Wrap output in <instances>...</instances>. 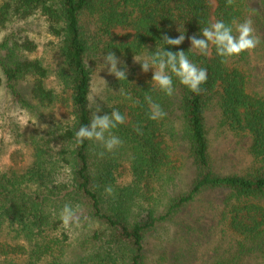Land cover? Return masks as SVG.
I'll use <instances>...</instances> for the list:
<instances>
[{"label":"trees","instance_id":"1","mask_svg":"<svg viewBox=\"0 0 264 264\" xmlns=\"http://www.w3.org/2000/svg\"><path fill=\"white\" fill-rule=\"evenodd\" d=\"M245 19L261 40L250 53L224 62L214 47L207 56L188 52V38L211 23ZM178 29L184 42L165 50H183L207 70L200 94L173 78L169 97L151 84L153 70L134 62L144 48L154 53L164 35L178 37ZM41 33L49 39L38 56L33 35ZM109 51L127 71V81L109 75L100 90L98 115L118 110L126 117L113 130L123 144L111 153L75 140L96 110L93 81ZM262 64L264 0H0V91L7 99L0 152L21 148V162L12 153L0 170V264H143L150 231L207 191L223 193L219 224L237 243L232 259L226 252L214 264H264V69L253 72ZM146 96L163 119L149 118ZM12 113L37 121L21 128ZM212 131L244 140L246 167L215 170ZM65 204L79 206L76 223L87 231L74 262L66 255L75 223L66 226L59 215Z\"/></svg>","mask_w":264,"mask_h":264},{"label":"rangeland","instance_id":"2","mask_svg":"<svg viewBox=\"0 0 264 264\" xmlns=\"http://www.w3.org/2000/svg\"><path fill=\"white\" fill-rule=\"evenodd\" d=\"M35 31L38 33L39 29L36 28ZM40 32L42 31L40 30ZM33 38L39 47L49 39L43 33L33 35ZM37 55H42V47L39 48ZM262 69H264V64L257 65L253 72L255 75H259ZM109 75L107 68L103 69L102 66L97 71L93 81L92 97H95L93 101L98 107L102 99L100 90L105 85L101 79L107 83ZM27 87L28 84L23 83L20 90L29 99ZM6 100L0 91V107L6 104ZM12 114L10 115L19 121L21 128L25 124L33 127L30 121H37L35 116L30 113L26 118L16 117L14 113ZM47 118L48 115L42 121L35 123L38 129H45ZM211 134L213 135V131ZM2 137L0 133V139ZM246 149L247 144L243 139L233 138L231 135L224 137L213 135L211 152L215 170L217 172L238 173L248 163ZM12 153H15L14 158L21 162L20 156H17L21 153V148L14 146L10 150L0 152V170L11 164ZM192 178L193 174H190L188 181H191ZM222 200L223 193L204 192L196 197L190 205L182 208L181 212L175 215L170 222L159 223L147 235L143 264H214L221 259L225 260L224 254L226 252L227 258L232 259L236 253L237 243L229 233L223 232V228L219 224L220 213L223 208ZM78 220L76 218V222ZM76 222L70 227L73 231L72 241L75 246H71L66 255V259L71 262H74L80 254L77 245L85 239L84 236L87 232H81V224Z\"/></svg>","mask_w":264,"mask_h":264},{"label":"clouds","instance_id":"3","mask_svg":"<svg viewBox=\"0 0 264 264\" xmlns=\"http://www.w3.org/2000/svg\"><path fill=\"white\" fill-rule=\"evenodd\" d=\"M227 3L231 5L234 0H227ZM188 39L191 44L188 52L207 56L211 48L214 47L216 54L224 62L245 52L250 53L261 43L260 38L255 34L251 19H245L242 22L233 20L230 24L223 20H217L210 26L201 29L199 37L194 34ZM184 40L185 33H180L176 38L164 35L160 41V46H156L154 53L148 52L143 47L145 54L143 56L134 55L133 57L134 62L141 65L143 72L147 73L149 69L153 70L151 84L169 97L173 96L175 92L173 78L194 94H200L201 86L207 81V70L192 62L183 50L177 52L165 50L166 46H180ZM103 59V69L107 68L109 74L115 76L118 81H127L126 65H122L115 53L109 51ZM118 65L122 66L118 67ZM101 80L107 87L105 81ZM119 94L128 100H132L131 95L124 93L121 88ZM145 100L150 109V119L158 121L166 116L164 110L158 103L153 102L151 96H146ZM133 103H139V101H133ZM99 112L100 108L97 106L90 123L81 125L76 131L75 140L77 144H82L85 140L93 141L100 145L104 151L111 153L123 144V141L114 134L113 130L125 124L126 117L118 110H112L110 115L104 114L102 116L98 115ZM135 130L137 134L142 135L139 128ZM103 155L104 152L99 153L100 157ZM112 192L111 186L105 188L106 195H111ZM78 211L79 206L73 207L71 204H65L59 215L63 223L69 226L76 222Z\"/></svg>","mask_w":264,"mask_h":264}]
</instances>
